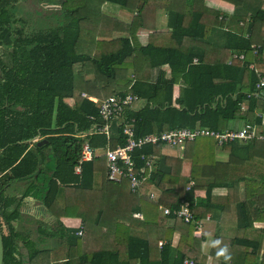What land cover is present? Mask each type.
<instances>
[{"label":"trees","instance_id":"trees-1","mask_svg":"<svg viewBox=\"0 0 264 264\" xmlns=\"http://www.w3.org/2000/svg\"><path fill=\"white\" fill-rule=\"evenodd\" d=\"M42 1L56 5L47 15L55 24L28 32L18 15L25 0H0V46L8 52L5 62L0 57L3 264H25L22 247L29 264H205L206 236L195 231L212 209L228 214L209 248L215 263L264 264V228L255 225L264 222V140L218 144L205 135L174 146L146 144L132 153L144 176L132 191L127 177L107 178L102 154L107 145L125 143L122 126L113 122L108 138L97 131L105 124L98 101L131 91L138 100L126 113L136 137L196 127L221 133L246 123L263 132L264 85L256 84L264 79V0H222L231 11L184 0L182 11H167V31L149 33L141 45L134 41L136 28L148 26L154 11L135 6L140 0ZM103 2L137 13L129 22L115 20L102 12ZM85 142L97 156L77 173ZM165 147L183 148V154L166 156ZM218 149L257 172L253 190L239 197V174L216 160ZM185 159L189 175L181 173ZM19 182L24 188L16 195ZM201 186L204 198L195 194ZM217 186L228 190L221 201L211 194ZM150 187L161 191L157 202L147 195ZM27 196L45 207L50 225L31 220L33 230L17 229ZM182 200L190 203L191 222L159 213L160 206L173 212ZM61 217L79 218L80 229L65 226ZM51 239L55 254L46 247ZM224 247L229 260L217 255Z\"/></svg>","mask_w":264,"mask_h":264},{"label":"crops","instance_id":"crops-1","mask_svg":"<svg viewBox=\"0 0 264 264\" xmlns=\"http://www.w3.org/2000/svg\"><path fill=\"white\" fill-rule=\"evenodd\" d=\"M206 5L208 7H214V8H222L225 11H231L233 6L225 1L222 0H206ZM108 4H110L111 6L107 8ZM183 5H184V0H147V1H143L140 0L139 2H137V4L135 6L140 7L142 6V9L145 10H152L154 11L152 15V19L151 20H147L145 23L148 24V26L144 27V26H139L138 28H136L135 31V39L134 41H136L137 44H146L147 40H148V34L153 32V31H158V32H165L167 31V11H182L183 10ZM100 8L102 10V12L106 15H109L110 17H113L115 20H120V21H126L129 22V20L131 19V17L133 15H136V11L131 13L128 12L127 10H123L122 8H120L119 6L113 4V3H109V2H103L100 5ZM105 8V9H104ZM115 8H117L115 10ZM116 33V32H115ZM114 33V35H115ZM113 35V36H114ZM99 37V36H98ZM92 99H96L94 97H91ZM175 149H171L168 147L162 148V153H164L166 156H170V157H179L182 153L181 150H177L178 153H174ZM183 154V153H182ZM182 156V155H181ZM216 160L221 162V163H225L227 165H229L230 167V171L233 172L234 170H236L239 174L240 179H238V190H239V197H242V192H250V190H253V188H251L249 185L251 182H255L258 178L256 176L257 172H251L252 168L250 167L248 162H245L243 159L235 157L230 155L226 150H221L218 149L217 151V155H216ZM191 162L188 159H185L182 161V165H181V173L182 175H189L190 173V168H191ZM234 166V167H232ZM255 174V176L250 177L251 174ZM229 176V175H227ZM227 176H224L227 177ZM233 178H229L228 180H231ZM86 185V184H85ZM24 188V184L22 182H19L17 184V190L15 191L16 195H19L20 192L22 191V189ZM258 190V189H257ZM259 191V190H258ZM228 190L225 187H221V186H217L214 187L212 189L211 194L214 197H217L219 201L223 200L224 196L227 194ZM150 194L153 195V197H150ZM195 194L197 197L200 198H204L206 195L205 192V186H201L200 188L195 190ZM255 191H254V195H255ZM147 195L149 196V199H151V201L153 202H157L160 198L161 195V191L159 189H157L156 187H150L149 191L147 192ZM253 195V196H254ZM27 198V201H32V204H35L36 207H34L36 210H32L34 212H36L38 215L48 218V220L52 217L49 216L48 211L45 209V207L36 199H34L33 197L27 196L25 197ZM24 198V199H25ZM23 199V201H24ZM161 207V206H160ZM225 210L223 211H229V206H225L224 207ZM26 203L23 202L22 206H21V221H20V225L22 226V228H27L30 227L28 229L33 230L34 228V223L28 224L30 223L31 220L36 221L32 216H31V212L29 211V213H27L26 211ZM135 213V212H134ZM159 213L162 215V209L159 208ZM227 213H223L221 212V214L219 213H215L213 212H209L206 211L203 213V216L201 217V235L205 234L206 236V240L202 243L201 245V250H202V254L204 256H206L205 258V264H216L215 263V259L210 257L208 254L209 252V248L211 245V241L213 238V235L215 234L216 231L220 230V228L222 227V225H227L226 222L228 221L227 218ZM219 216V217H218ZM220 217H223V219H218ZM30 219V220H29ZM60 220L63 222V224L65 226L68 227H74V228H78L81 226V221L79 218H74V217H61ZM37 222V221H36ZM44 224V223H43ZM255 225L257 227H263L264 228V222H257L255 223ZM21 229V228H20ZM180 228L176 229V232L173 233L172 236V244L175 245L177 243L179 234H180ZM162 244L161 241L158 242V246L160 247V245ZM56 246V241L54 239H51L47 242V247L49 250V252H51L52 254H55L54 249ZM158 248V247H156ZM119 259L121 261H124L127 259V252L125 248H121L119 250Z\"/></svg>","mask_w":264,"mask_h":264},{"label":"built area","instance_id":"built-area-1","mask_svg":"<svg viewBox=\"0 0 264 264\" xmlns=\"http://www.w3.org/2000/svg\"><path fill=\"white\" fill-rule=\"evenodd\" d=\"M240 57H243V55ZM263 85L264 79H261L256 84V87L261 88ZM130 86L131 84L129 87ZM89 98L92 99L91 97ZM92 100L97 102L96 99ZM137 100L138 96L130 91L123 96L113 95L98 101L99 115L105 121V124L98 127L97 131L105 133L108 138L109 126L115 122L116 124L122 126V133L126 137V141L123 145H117L113 148L107 145L102 151V154L106 159L107 178L119 181L121 177H127L132 191L136 190L144 178L142 175L143 169L140 171L136 170L132 153L136 148H141L146 144H157L162 141L166 142L169 146H174L181 144L185 140H193L196 137L205 135L215 136L218 139V144L232 140L248 141L254 138L264 140V131L259 132L257 127L250 123H246L238 130H229L221 133L205 127H196L193 129H171L160 134H148L136 137L131 124L132 119H129L126 112L127 109L131 108ZM96 156L97 151H94L90 148L88 143L85 142L82 147L79 164L76 165L75 171L80 173L81 163L92 160ZM149 163L150 162L148 160L145 164L148 166ZM150 197H153V195L150 194ZM160 209H162L163 214L168 215L173 213L186 223L191 222L193 219L190 203L186 200H182L173 212H171V210L167 207H160ZM134 216L141 218L142 215L140 213H134ZM199 229L200 226H197V230L195 232H198ZM78 234H82V231L79 230Z\"/></svg>","mask_w":264,"mask_h":264},{"label":"rangeland","instance_id":"rangeland-1","mask_svg":"<svg viewBox=\"0 0 264 264\" xmlns=\"http://www.w3.org/2000/svg\"><path fill=\"white\" fill-rule=\"evenodd\" d=\"M55 6L56 5H54V4H47L44 1L40 2V0H25V2H23V3L21 2L20 3V8H21L20 11H22V12L18 13V15L22 19V21H24V23L26 24V26H25L26 27V31L28 30V32H30V31H33V29H37V28H40V29L47 28V27L51 26V24L52 25L55 24V21L51 20L47 16L48 13L50 12V9H52V7H55ZM110 6L111 5L108 4L107 8L110 7ZM116 9L117 8H115V10ZM45 16H46V18H45ZM112 38H114V37H112ZM107 39H110V38H107ZM5 57L7 58V55ZM131 71H132V69L130 71H128V75L131 74ZM131 75L133 77V73ZM138 105H140V103H136L135 104V106H138ZM181 149H183V148H181ZM181 149H180V147L176 148L174 153H178L177 150H181ZM181 155H182V153H181ZM9 190H10V188L7 189V192ZM23 202L26 203V210L25 211L27 213H29V211L36 210L34 208V207H36V205L32 204L31 203L32 201H27V198H25ZM31 213H32L31 216L36 221L44 223V224L45 223H47V224L49 223V225L51 224V219L48 220V218L42 217V216L38 215L39 213L37 214L34 211H32ZM20 224L21 223H15V226L17 227V229L22 228V226ZM201 228L202 227H200L198 232H195L196 235H200L201 234ZM46 247H47V243H46Z\"/></svg>","mask_w":264,"mask_h":264},{"label":"water","instance_id":"water-1","mask_svg":"<svg viewBox=\"0 0 264 264\" xmlns=\"http://www.w3.org/2000/svg\"><path fill=\"white\" fill-rule=\"evenodd\" d=\"M36 138H34L33 140H36ZM22 245V244H21ZM21 252L24 255V260H25V264H29V253L26 247H22ZM0 264H3V241H2V236H1V232H0Z\"/></svg>","mask_w":264,"mask_h":264},{"label":"clouds","instance_id":"clouds-1","mask_svg":"<svg viewBox=\"0 0 264 264\" xmlns=\"http://www.w3.org/2000/svg\"><path fill=\"white\" fill-rule=\"evenodd\" d=\"M217 244L219 243L218 241L216 242ZM227 253V248H221L220 251L217 253L218 256H224L225 260H229L230 256L226 255Z\"/></svg>","mask_w":264,"mask_h":264},{"label":"flooded vegetation","instance_id":"flooded-vegetation-1","mask_svg":"<svg viewBox=\"0 0 264 264\" xmlns=\"http://www.w3.org/2000/svg\"><path fill=\"white\" fill-rule=\"evenodd\" d=\"M8 54V52H7V50L5 49V47H2V46H0V57H1V60L3 61V62H5L6 61V55ZM5 55V56H4Z\"/></svg>","mask_w":264,"mask_h":264}]
</instances>
